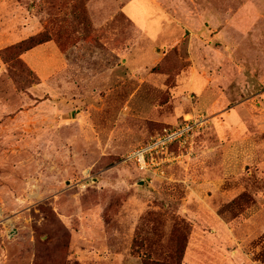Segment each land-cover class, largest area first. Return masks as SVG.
<instances>
[{"label":"rangeland","instance_id":"374dc122","mask_svg":"<svg viewBox=\"0 0 264 264\" xmlns=\"http://www.w3.org/2000/svg\"><path fill=\"white\" fill-rule=\"evenodd\" d=\"M34 35L66 58L51 83L54 44L14 48ZM191 116L171 161L128 160ZM175 246L264 264V0H0V264Z\"/></svg>","mask_w":264,"mask_h":264},{"label":"built area","instance_id":"2783aa9c","mask_svg":"<svg viewBox=\"0 0 264 264\" xmlns=\"http://www.w3.org/2000/svg\"><path fill=\"white\" fill-rule=\"evenodd\" d=\"M204 123V117L191 116L176 126L165 127L146 144L133 149L128 155V160L134 162L141 170H150L162 162L171 161L172 146L192 143L195 133L204 126Z\"/></svg>","mask_w":264,"mask_h":264},{"label":"trees","instance_id":"16d2710c","mask_svg":"<svg viewBox=\"0 0 264 264\" xmlns=\"http://www.w3.org/2000/svg\"><path fill=\"white\" fill-rule=\"evenodd\" d=\"M49 41L48 38L42 37L40 35H34L28 39H25L17 44L14 45V48L18 50L20 55L23 54L45 42ZM174 146V145H173ZM172 146V147H173ZM186 246H178L172 250L168 256L162 258H148L146 260V264H182L184 250Z\"/></svg>","mask_w":264,"mask_h":264},{"label":"crops","instance_id":"0c3cea01","mask_svg":"<svg viewBox=\"0 0 264 264\" xmlns=\"http://www.w3.org/2000/svg\"><path fill=\"white\" fill-rule=\"evenodd\" d=\"M49 44H54V46L55 47H57V49L59 50V52H60V55H61V64L57 67V72H56V74L55 75H53V76H50V80H49V82H48V80H44V78H43V80L46 82V83H51L52 82V79H54L57 75H58V73L59 72H61V71H63L64 70V68H63V65H65V62H66V58L65 57H63V53H61V50H60V48L57 46V44L54 42V41H47V42H45V43H43V44H41V45H39V46H47V45H49ZM41 77V76H40ZM186 118V117H185Z\"/></svg>","mask_w":264,"mask_h":264}]
</instances>
